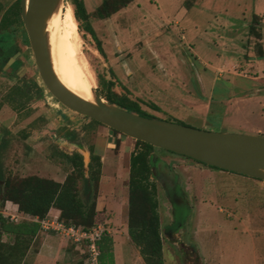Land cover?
<instances>
[{"label": "rangeland", "instance_id": "1", "mask_svg": "<svg viewBox=\"0 0 264 264\" xmlns=\"http://www.w3.org/2000/svg\"><path fill=\"white\" fill-rule=\"evenodd\" d=\"M18 1L0 0V23ZM103 1L84 0L93 14L89 23L76 20L71 0L61 6L63 34L75 50L71 65L90 90L102 95L107 92L103 82H114V92L139 102L156 119L264 137V23L252 28L264 19V0H134L100 20L96 10ZM19 22L0 32L2 174L65 180L73 168L64 155L80 153L88 167L94 148L105 166L96 223L109 231L121 264H132L137 253L126 231L127 197L136 141L124 135L112 138L109 128L92 126L51 95L22 17ZM7 54L13 57L5 59ZM153 156L165 264H264L262 182L234 173L210 177L201 172L220 170L165 150L157 149ZM84 188L80 184L87 200ZM77 247L83 264L86 246Z\"/></svg>", "mask_w": 264, "mask_h": 264}, {"label": "trees", "instance_id": "2", "mask_svg": "<svg viewBox=\"0 0 264 264\" xmlns=\"http://www.w3.org/2000/svg\"><path fill=\"white\" fill-rule=\"evenodd\" d=\"M133 1L104 0L97 8L96 16L100 20L109 19L129 7ZM71 2L76 20L89 23V18L93 14L88 12L84 0H71ZM20 17L21 0L11 11L5 13L0 23V32H7L11 27L16 26L20 23ZM258 24L253 23L252 28ZM87 32L97 43L98 51L105 57L102 44L90 25L87 26ZM11 57H13L12 54L4 56L5 59H11ZM103 86H106L107 92L101 96L109 104L142 117L156 119L144 112L139 102L114 92L113 89L116 86L114 82L108 84L103 82ZM90 124L103 126L93 120H90ZM156 150L157 148L149 144L136 141L135 152L130 158L128 234L145 264H165L158 187L152 180L151 157ZM64 157L73 168L72 173L66 177L64 183L38 176L5 177L0 167V264L23 263L33 241L42 231L41 224L35 220H44L52 209L61 212L60 220L67 225H74L85 230L97 226V200L103 175L102 158L95 154L94 148L90 149L88 167H86L84 157L80 153L65 154ZM209 168L219 170L214 167ZM86 169H88V174ZM80 184L85 187L84 192L87 195V200L81 196ZM8 202L17 205L19 213L29 216L33 220L10 221L2 214ZM4 237H7L9 241H5ZM98 245L101 252L99 264H115L114 240L110 234L106 233ZM84 255L86 260L88 255ZM85 260L83 264H85Z\"/></svg>", "mask_w": 264, "mask_h": 264}, {"label": "water", "instance_id": "3", "mask_svg": "<svg viewBox=\"0 0 264 264\" xmlns=\"http://www.w3.org/2000/svg\"><path fill=\"white\" fill-rule=\"evenodd\" d=\"M64 0H21V17L36 67L51 95L69 111L96 121L118 134L209 167L264 182V137L207 132L160 119H150L106 102L94 91L88 102L58 79L52 61L48 26ZM17 56L10 60L13 64Z\"/></svg>", "mask_w": 264, "mask_h": 264}, {"label": "crops", "instance_id": "4", "mask_svg": "<svg viewBox=\"0 0 264 264\" xmlns=\"http://www.w3.org/2000/svg\"><path fill=\"white\" fill-rule=\"evenodd\" d=\"M262 22L264 23V19L261 20V23ZM263 51H264V48H263ZM249 65H251V64H249ZM104 167H103V174H104ZM201 173L202 174L209 173L208 176H210V177L212 175L217 176V174H219V175H232V174H229V172H225V171H221V172L220 171L219 172H217V171H210V172L202 171ZM54 180L58 183H64V181H65V180H56V179H54ZM222 181L225 183L227 180L223 179ZM262 184L264 185V182H262ZM228 194L230 195L231 193H228ZM228 194H226V195H228ZM127 199H128V197H127ZM2 214L5 217H9V215L17 216L18 219L19 218L23 219V221H32L33 220L31 217L25 216V215L19 213L18 206L11 203V202H8L6 204L4 210L2 211ZM49 216L54 217V218H60L61 212L57 209H52L49 213ZM126 231H127V236L129 237L128 228L126 229ZM50 234H54V233L44 232V231H41L39 233V235L33 241V243L31 245L29 251L27 252V255H26L22 264H79L80 262H78V257L75 253V251L78 250V247L77 246H70L69 241L63 237L62 238L60 237L61 239H59V241L55 240V237H51ZM136 253L137 254H136L132 264H140V262H141V264H145L143 259L141 258V255H140L137 248H136ZM114 256H115V264H121V261L119 260L120 257L117 253L116 243H114Z\"/></svg>", "mask_w": 264, "mask_h": 264}, {"label": "bare ground", "instance_id": "5", "mask_svg": "<svg viewBox=\"0 0 264 264\" xmlns=\"http://www.w3.org/2000/svg\"><path fill=\"white\" fill-rule=\"evenodd\" d=\"M63 22L64 11L60 8L50 20L48 26L55 73L59 81L72 93L85 101L94 102V91L90 90L83 75L76 67L71 65L75 60V50L71 46L67 36L63 34Z\"/></svg>", "mask_w": 264, "mask_h": 264}, {"label": "built area", "instance_id": "6", "mask_svg": "<svg viewBox=\"0 0 264 264\" xmlns=\"http://www.w3.org/2000/svg\"><path fill=\"white\" fill-rule=\"evenodd\" d=\"M12 221L17 222L18 217L9 215ZM41 224V229L44 232L54 233L57 236L64 237L69 242L74 243L76 246L85 244L86 255L85 264H99L101 252L99 249V242L102 241L103 236L109 231L102 227L96 226L93 229L85 230L74 225H67L60 220V218L50 217L49 215L42 221L35 220Z\"/></svg>", "mask_w": 264, "mask_h": 264}, {"label": "flooded vegetation", "instance_id": "7", "mask_svg": "<svg viewBox=\"0 0 264 264\" xmlns=\"http://www.w3.org/2000/svg\"><path fill=\"white\" fill-rule=\"evenodd\" d=\"M259 24H261V22L259 23ZM258 24V25H259ZM257 26V25H256ZM43 81V80H42ZM116 87V86H115ZM118 135H121V134H118ZM156 160H157V158H156ZM156 160H155V158H154V156H152L151 157V161H152V163H151V165H152V168H153V176H152V179H155V181L156 182H158V180H157V176H158V168H157V163H156Z\"/></svg>", "mask_w": 264, "mask_h": 264}]
</instances>
